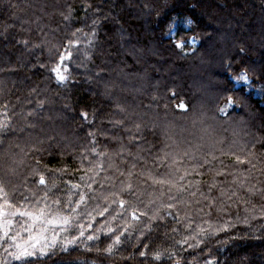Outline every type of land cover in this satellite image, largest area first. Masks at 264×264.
Masks as SVG:
<instances>
[{"label":"trees","instance_id":"16d2710c","mask_svg":"<svg viewBox=\"0 0 264 264\" xmlns=\"http://www.w3.org/2000/svg\"><path fill=\"white\" fill-rule=\"evenodd\" d=\"M191 38L196 46L189 45ZM58 54L65 56L62 62ZM169 66L173 72L164 74ZM53 67L68 79L60 81ZM243 75L250 83L237 87L234 78ZM122 76L136 81L124 99L113 90L122 86ZM147 80L152 85L137 98ZM199 80L212 86L209 94ZM137 99L140 111L132 117L128 106ZM180 101L186 110L176 107ZM202 101L225 146L206 152L193 145L171 157L173 138L153 118L191 134L197 119L188 115ZM229 101L233 108L221 114ZM249 120L252 133L240 138L234 131ZM0 124L6 125L0 127V182L13 201L48 190L52 199H67L70 186L83 183L89 167L83 157L95 160L88 151L93 147L105 154L98 182L118 190L121 180L130 181L136 197L125 199L133 207L153 201L140 220L128 212L95 220L73 214L52 254L27 258L31 264H264V0H0ZM236 156L247 162L237 165ZM205 159L210 163L199 167ZM185 169L192 173L182 182L191 184L187 191L153 183L178 180ZM33 170L45 173L47 188L37 185ZM168 203L175 207L166 209ZM94 207L90 202L87 210ZM157 209L163 221L153 218ZM80 231L85 235L64 251L61 243ZM115 235H121L119 243ZM27 261H14L0 248V264Z\"/></svg>","mask_w":264,"mask_h":264},{"label":"snow or ice","instance_id":"6c2138e0","mask_svg":"<svg viewBox=\"0 0 264 264\" xmlns=\"http://www.w3.org/2000/svg\"><path fill=\"white\" fill-rule=\"evenodd\" d=\"M75 35V34H74ZM26 43V42H25ZM76 41H69V46ZM60 61L62 62L65 59L63 54H58ZM68 56H71V52L68 53ZM52 72L56 73L60 81H65L68 79V75L61 70L60 67H53ZM231 100V98H229ZM234 102V101H233ZM180 107H185L180 105ZM223 111V109H221ZM81 117L85 120L88 118L87 112H81ZM0 127H6L4 124H0ZM89 137H94L93 133H88ZM92 155L95 156V160H88L87 156L83 157V160H86L89 164L87 169H83L84 175L81 176V184H72L68 191V198L63 199L57 196L55 199H52L50 196V190L44 191L42 195L36 197L33 194V199L29 200L28 197L22 196L20 201H13L7 192L6 186L3 182H0V248L3 249V252L6 256L11 257L14 261H27V258H36L38 256H48L52 254L49 249H55L57 239L60 236V233L67 230V226L72 223L73 214L87 215L92 217L94 220L96 218H104L106 215H113V218L122 217L125 212H128L132 219L140 220L141 217H147L148 211L150 210L149 205L153 204V201H148L144 203L139 201L138 205L133 207L130 204V199H125V196L132 198L136 197L137 189L129 181L125 182L124 180L120 181V186L118 190L115 189V185L107 187L105 184L97 181L96 177L101 175L106 171L104 166V153L96 151V148L88 150ZM216 159V157H212ZM247 161L241 159L240 156L235 157V163L237 165H243ZM175 163V162H174ZM210 161L205 159L203 164L199 167L209 164ZM111 167V166H109ZM179 172V169L176 170ZM195 171V168H193ZM192 173L187 169L184 170L182 175H179L178 180L173 179H158L153 180L154 184H159L162 186H168V191L171 192L173 188H176L178 192L187 191L191 184L185 186L182 182ZM222 172L217 173V175H222ZM33 177H37L36 183L38 186L47 188L48 179L44 172H38L33 170ZM120 175H124L123 172ZM127 175L131 177L132 172H128ZM172 175H175L173 173ZM106 180L110 179L108 177ZM98 185V187H94ZM215 185L209 187V191ZM163 194V193H162ZM223 194V193H222ZM190 195L195 196V193H190ZM72 197H76L72 199ZM138 199V197H137ZM173 196H169V200H175ZM90 202L95 203V207L92 208V211H88L87 208ZM143 205L145 210H140L139 205ZM52 205L57 207V211H52ZM117 206L120 211H115L113 206ZM214 206V201H209V207ZM166 209H173L175 205L173 203H168L164 206ZM69 209L67 213L63 210ZM83 209V211H81ZM92 212H95L96 215L93 217ZM159 209L153 213V218H159L163 221L164 217L159 216ZM165 215L173 216L172 212H165ZM177 222L179 220L177 218ZM89 228L92 227L91 224L88 225ZM56 229H59L57 231ZM49 230H52V239L49 240L47 233ZM178 229L173 228L172 231H177ZM116 230L109 229V232L115 233ZM204 230L201 229V232ZM85 233L80 231L78 236H73L70 240H65L61 243V247L64 251H67L65 245L75 244L79 237L84 236ZM123 235V233H121ZM121 235H115V243L120 242ZM96 237L93 235H88V240H93ZM185 243L187 240L184 241ZM148 246L145 245V248ZM188 247H193L192 244H188ZM111 251V246L106 249ZM146 252L141 251L140 256L144 257ZM162 254L157 252L154 254V258L159 260ZM27 264H31V261H27ZM177 264L179 262L177 261Z\"/></svg>","mask_w":264,"mask_h":264},{"label":"rangeland","instance_id":"374dc122","mask_svg":"<svg viewBox=\"0 0 264 264\" xmlns=\"http://www.w3.org/2000/svg\"><path fill=\"white\" fill-rule=\"evenodd\" d=\"M31 2L35 3L37 0H30ZM26 4H24L25 6ZM47 8H52V7H48ZM30 13V12H29ZM27 13V14H29ZM40 14H44L43 12H40ZM31 15V14H30ZM44 16V15H43ZM31 17V20L35 21V22H38L39 20L36 19L35 17L33 16H30ZM179 22H175L174 24V27L173 29L171 30L170 32V35H173L176 31V26ZM180 24H182L183 26L185 27H188L189 25V22L188 21H182L180 22ZM198 44V41L194 38H191L190 41H189V45L191 46H196ZM184 45V42H180L178 44V46L181 48L182 46ZM199 58H197L196 60H198ZM169 68H167L165 71H164V74H167V72H173L172 70V67L169 66ZM125 76V75H124ZM122 76V78H118V82H121L120 84L122 86H117L115 87V90L116 92H118V94L120 95V97L122 99L124 94H126V91H132V89L129 88V86H133L135 84V80L134 79H129V80H126L124 79ZM178 76L180 77V79L182 80L184 75L183 73H178ZM172 79H177V78H172ZM143 80V79H142ZM204 81V79H202ZM200 81L197 82L198 85H200L201 89L206 92V93H210L211 92V88L212 86L206 84L205 82L203 81ZM165 81L162 82V84L164 83ZM234 82H235V85L237 87L239 86H248L249 83H250V80L247 76L243 75L241 78H234ZM151 81H145L144 84H140V88L138 89V92L136 93V97L137 98H144L145 97V94L146 92L148 91L149 87L152 85L150 84ZM206 100H210V97L206 98ZM180 105H184L185 107H180ZM202 105V106H201ZM234 104L232 101H229L225 104H223L222 108L223 111L220 110V113L221 114H226L228 113L232 108H233ZM180 110H186L188 108V105L183 102V101H180L177 106ZM140 111V108L138 106V99L133 103V104H130L128 106V113H130L129 115H131L132 117H134L138 112ZM159 115H155V117L153 118V120L155 119L157 122H160L159 124V127L161 126V128L165 127L168 132H170L173 140H171L172 145L168 148V151L170 152V156L171 157H174L176 156L177 154H184L185 151H189L191 152L193 145H195V147H197L198 149H204V151L206 152H209V151H214V150H217L218 148L221 149V147H224L225 146V141H224V138L223 135H222V130L214 123L212 122L211 120V117L209 116L208 112H206V103L205 101L201 102V104H196L194 105L193 109H192V112L188 115L189 118H193L194 116L196 117L197 120H195V126H194V130L197 132H193V133H188L187 130H184V128H182L181 126L177 125L176 123L175 124H165L166 123V118L164 117H159ZM141 120L142 122H146V123H149V118L148 117H141ZM154 120V121H155ZM254 120H249L248 121V125L247 127L243 128L241 127L240 129L234 131L236 133H238V135L240 136V138H246L248 135H245L246 132H249V134H251V130H250V127H249V124L250 123H253ZM198 129L202 130L204 132V135L205 137L202 138L200 136V134L198 133ZM202 132V133H203ZM191 138V141L189 140ZM203 141V143H202ZM199 142L202 143V145L199 144ZM229 145L226 144V148L227 146ZM230 148V146H229ZM193 151V150H192ZM51 234L52 233V230H49V232L47 233V236L50 240L51 238Z\"/></svg>","mask_w":264,"mask_h":264}]
</instances>
